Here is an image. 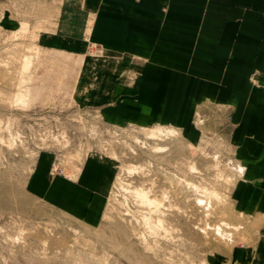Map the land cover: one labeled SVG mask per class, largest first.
I'll list each match as a JSON object with an SVG mask.
<instances>
[{
  "label": "crops",
  "instance_id": "obj_1",
  "mask_svg": "<svg viewBox=\"0 0 264 264\" xmlns=\"http://www.w3.org/2000/svg\"><path fill=\"white\" fill-rule=\"evenodd\" d=\"M0 30L83 59L72 92L105 125L174 129L193 146L225 137L242 167L232 201L255 237L229 261L264 264V0H0ZM115 174L101 154L61 163L45 148L24 189L96 227Z\"/></svg>",
  "mask_w": 264,
  "mask_h": 264
},
{
  "label": "rangeland",
  "instance_id": "obj_2",
  "mask_svg": "<svg viewBox=\"0 0 264 264\" xmlns=\"http://www.w3.org/2000/svg\"><path fill=\"white\" fill-rule=\"evenodd\" d=\"M21 34L0 30V264H230L236 245L254 241L249 219L232 201L240 172L225 137L209 134L193 146L175 137L149 139L147 129L135 126L105 125L75 101L72 84L83 59L45 51ZM45 148L55 149L61 163L92 153L115 163L98 226L26 194L25 178ZM141 187L164 200L168 231L145 227L150 208L133 193ZM222 222L231 226L223 237L216 231Z\"/></svg>",
  "mask_w": 264,
  "mask_h": 264
},
{
  "label": "bare ground",
  "instance_id": "obj_3",
  "mask_svg": "<svg viewBox=\"0 0 264 264\" xmlns=\"http://www.w3.org/2000/svg\"><path fill=\"white\" fill-rule=\"evenodd\" d=\"M176 134H177V132L174 129L162 128V127L149 129L147 131V136H148L149 139L166 140V139L174 138L176 136ZM14 141L15 140H13L11 145L14 143ZM237 168H238V171L241 172L242 167L238 166ZM128 172L130 174L136 173L137 172V167L128 168ZM132 189H134V188H132ZM133 193H135V196L138 199L140 204H146L150 208V213L148 215H143V221H144L145 227L147 229H149L154 234H156V231H158L160 228H162L164 231H168L169 228L165 225V221H166V219L164 217L165 212H164V210H162L163 209L162 207H165L163 205V203H162V201H164V200L158 199V197H151V195H150L151 190L144 189L142 187L141 188H136ZM205 194H206V192H205ZM210 194L214 198H219V195L217 193L210 192ZM164 197L168 199L169 196H168L167 193H163V199H164ZM197 199H198L197 203L199 205H203L205 203L207 204V202L204 201V199H201V198H197ZM154 213H155V217L152 216V214H154ZM224 227L230 228L231 226L228 223H226V222H222L219 225H216V231H217L218 235L220 234L222 237L226 234L225 231H224ZM228 235L232 236L230 233H228ZM229 240H231V239H229ZM138 257H139V260L140 259L141 260L145 259V257H143L142 254H139Z\"/></svg>",
  "mask_w": 264,
  "mask_h": 264
}]
</instances>
